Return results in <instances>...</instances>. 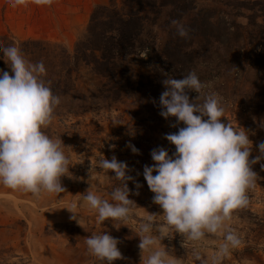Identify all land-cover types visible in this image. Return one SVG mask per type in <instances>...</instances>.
Returning <instances> with one entry per match:
<instances>
[{"label": "clouds", "instance_id": "clouds-1", "mask_svg": "<svg viewBox=\"0 0 264 264\" xmlns=\"http://www.w3.org/2000/svg\"><path fill=\"white\" fill-rule=\"evenodd\" d=\"M11 3L13 7H27L29 3L50 6L53 0ZM172 24L180 37L188 36L183 24L176 20ZM0 59L11 69V73L0 69V183L35 196L65 192L61 178L69 175L73 164L62 139H54L44 131L52 124L55 107L61 102L45 82L44 62L26 60L15 43L0 44ZM162 83L165 90L159 97V114L165 119L175 117L172 127L181 123L183 126L165 134L175 145V151L169 154L163 146L154 148V163L143 168V177L154 193L153 202L163 209V221L148 215L139 225L141 264H177V258L162 246L163 239L171 236L170 230L191 242L200 241L207 234L223 235L224 243L207 259L194 250L200 264H221L241 242L228 222L234 210L249 203L248 192L255 188L257 180L252 166L264 160V141L258 144L259 155L250 158L253 141L249 130L222 119L227 117L222 98L217 93L205 95L206 85L194 71L179 79L167 77ZM190 90L199 93L194 100L190 99ZM259 127L264 128V120L259 121ZM130 131L134 134L133 129ZM128 147L139 154L140 150L131 142ZM95 167L113 172L120 182L110 193L111 200L97 195L91 185L81 201L64 208L80 223L77 209L86 202L95 211L98 224L111 219L115 225H128L126 221L136 206L130 199L128 181H133L137 189L142 185L129 175L127 162L115 155L111 159L99 156ZM119 243L108 232L92 233L85 241L88 252L107 264L123 258Z\"/></svg>", "mask_w": 264, "mask_h": 264}, {"label": "rangeland", "instance_id": "rangeland-1", "mask_svg": "<svg viewBox=\"0 0 264 264\" xmlns=\"http://www.w3.org/2000/svg\"><path fill=\"white\" fill-rule=\"evenodd\" d=\"M114 1L120 7L125 2ZM109 2L111 0H53L50 6L29 3L27 7H13L11 0H0V34L13 33L24 40H46L62 44L73 52L89 26L94 8ZM127 63L135 73L153 79L154 68L161 60L142 51L127 57ZM0 69L11 73L7 63ZM97 82L89 68L83 67L75 80L76 91L91 94ZM81 99L61 98L55 107L52 124L44 129L50 137L62 139L64 151L73 164L69 175L61 178L66 191L35 196L0 183V264H107L91 255L85 244L89 235L103 232L120 241L118 247L123 258L113 264H141L139 225L148 215L163 221V209L153 202L154 193L143 177V168L145 164L154 163L151 158L154 148L163 146L169 154L175 151V145L165 134L178 131L183 124L172 127L176 118L165 119L159 114L160 109H139L135 95L124 94L111 103L100 100V104L87 111L76 107ZM223 106L228 117L222 118L225 122L229 119L234 125L249 130V138L253 141L250 158L259 155L258 144L264 141V128L258 126V132L251 129V117L241 103H223ZM129 142L140 150L139 154L131 151ZM103 155L108 159L115 155L118 160L127 162L129 175L142 185L137 189L133 181H128L130 199L136 202L132 216L126 221L128 225L120 222L115 225L111 219L98 224L95 211L84 202L77 209L82 226L71 218L73 213L64 208L81 201L91 185L97 195L111 200L110 193L120 182L113 172L95 167L98 157ZM261 164L264 160L252 166L257 180L255 188L248 192L247 207L234 210L228 222L241 242L230 250L221 264H264V168ZM169 234L171 236L163 239L162 246L177 258V264H200L194 250L201 253L202 259H207L224 243L223 235L207 234L202 240L191 242L184 241L183 234L174 230Z\"/></svg>", "mask_w": 264, "mask_h": 264}, {"label": "trees", "instance_id": "trees-1", "mask_svg": "<svg viewBox=\"0 0 264 264\" xmlns=\"http://www.w3.org/2000/svg\"><path fill=\"white\" fill-rule=\"evenodd\" d=\"M173 20L188 30L186 38L176 33ZM12 43L28 61L44 62V79L54 95L84 99L76 105L83 111L124 94L135 95L139 109H159L162 81L194 71L206 85L205 95L217 93L226 105L242 104L253 131L264 120V0H125L121 7L111 0L94 8L73 52L46 40L0 34V44ZM142 51L161 60L153 79L127 63ZM5 63L0 59V67ZM83 67L98 81L88 95L76 91ZM198 95L189 91L190 99Z\"/></svg>", "mask_w": 264, "mask_h": 264}]
</instances>
